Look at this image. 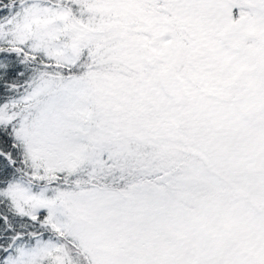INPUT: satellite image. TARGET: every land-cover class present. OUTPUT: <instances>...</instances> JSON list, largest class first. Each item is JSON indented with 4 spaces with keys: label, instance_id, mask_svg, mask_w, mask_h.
<instances>
[{
    "label": "snow or ice",
    "instance_id": "6c2138e0",
    "mask_svg": "<svg viewBox=\"0 0 264 264\" xmlns=\"http://www.w3.org/2000/svg\"><path fill=\"white\" fill-rule=\"evenodd\" d=\"M0 264H264V0H0Z\"/></svg>",
    "mask_w": 264,
    "mask_h": 264
}]
</instances>
